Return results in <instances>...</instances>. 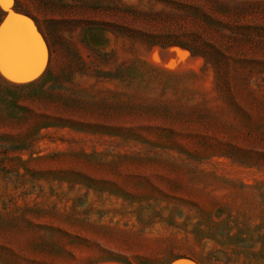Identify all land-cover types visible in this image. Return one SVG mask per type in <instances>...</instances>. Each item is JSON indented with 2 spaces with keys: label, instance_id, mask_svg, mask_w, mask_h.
<instances>
[{
  "label": "rangeland",
  "instance_id": "374dc122",
  "mask_svg": "<svg viewBox=\"0 0 264 264\" xmlns=\"http://www.w3.org/2000/svg\"><path fill=\"white\" fill-rule=\"evenodd\" d=\"M15 7L49 49L0 71V264H264V0Z\"/></svg>",
  "mask_w": 264,
  "mask_h": 264
},
{
  "label": "bare ground",
  "instance_id": "6f19581e",
  "mask_svg": "<svg viewBox=\"0 0 264 264\" xmlns=\"http://www.w3.org/2000/svg\"><path fill=\"white\" fill-rule=\"evenodd\" d=\"M10 17L15 18L13 20V24L17 28V25L19 23V18L21 16H19L17 14L10 13ZM9 18L6 21H8ZM26 21H27L26 26H27L28 30L30 31V35L32 37H34V35L32 34V32L29 28V25H28L29 22H28V20H26ZM5 22L2 23L1 26H3L5 24ZM19 43H20L19 36L16 33L8 32L7 34L4 35L3 48H2L3 53H2L1 59L5 63L6 69H2V67L0 66V71L4 75V77L9 79V80L26 81V80L32 79L33 77L37 76V74L40 72L41 68L43 69L42 65H43V61L45 63V60H43L44 58H43V53H42L41 63L39 65V67L36 69V71L33 72L29 68V64L32 61V58L21 57L17 54V49H18ZM42 52H43V46H42ZM22 75H24V76L22 77Z\"/></svg>",
  "mask_w": 264,
  "mask_h": 264
},
{
  "label": "water",
  "instance_id": "95a60500",
  "mask_svg": "<svg viewBox=\"0 0 264 264\" xmlns=\"http://www.w3.org/2000/svg\"><path fill=\"white\" fill-rule=\"evenodd\" d=\"M2 9V8H1ZM10 10H12L13 13L21 16L19 18V23L17 25V29H27V26H26V20L27 19H30L32 20L27 14L25 13H22V12H19V11H14L12 8H9ZM3 10V16L1 17L0 19V25L1 23L4 21V19L6 18L7 14H8V11L7 10ZM93 30H102V31H106L105 29H102V28H90L86 31V34L89 33L90 31H93ZM8 32L6 31L5 34H7ZM36 36L34 37V40L32 41V44L35 46V51H36V57L35 59L30 62L29 64V68L34 72L36 71V69L39 67L40 63H41V60H42V44L41 42L43 43L44 47H45V40L44 38L42 37L41 33L39 32V30L36 28ZM171 47H177L179 49H182V50H186L184 48H181L179 46H171ZM170 47V48H171ZM175 53L176 50H174ZM2 53L3 51H0V66L2 67V69H6L5 68V63L3 62V60L1 59V56H2ZM2 60V61H1ZM6 71V70H5ZM24 75H22L23 77ZM189 262L191 264H198L194 259H192L191 257L189 256H179V257H176L174 259H172L168 264H181L182 262Z\"/></svg>",
  "mask_w": 264,
  "mask_h": 264
},
{
  "label": "snow or ice",
  "instance_id": "6c2138e0",
  "mask_svg": "<svg viewBox=\"0 0 264 264\" xmlns=\"http://www.w3.org/2000/svg\"><path fill=\"white\" fill-rule=\"evenodd\" d=\"M11 0H0V6L10 4ZM15 18H9L3 26H0V51L3 48V40L5 32H14L19 36V46L17 49V54L21 57H30L33 60L36 57L35 46L32 44L34 37L30 35V31L27 29H17L13 24Z\"/></svg>",
  "mask_w": 264,
  "mask_h": 264
},
{
  "label": "trees",
  "instance_id": "16d2710c",
  "mask_svg": "<svg viewBox=\"0 0 264 264\" xmlns=\"http://www.w3.org/2000/svg\"><path fill=\"white\" fill-rule=\"evenodd\" d=\"M15 9H16L17 11H19V12H22V13H25V14L29 15V17L34 21V23H35L36 26L38 27V30H39V32L41 33L42 37L44 38V40H45V42H46V45H47V47H48V49H49V42H48V40H47V38H46V36H45V33H44V32L41 30V28L39 27V25H38V23H37L35 17H34L31 13L27 12L26 10L19 9V8H16V7H15ZM90 28H102V29H105V27H102V26H92V27H90ZM90 28H88V29H90ZM88 29H86V31H87ZM170 46H179V47H181V48L186 49L187 51L189 50L190 53H191V55H194V51H193V50H192L187 44H184V43H181V42H179V41H176V42H173ZM202 57H203L204 60L206 61V57H204V56H202ZM207 61H208V60H207ZM32 83H33V82H32ZM28 84H31V83H26V84H23V85H28ZM14 148L22 149V148H25V147H24V145H22V143H21V144L14 145ZM190 257H192V256H190ZM192 258L195 259L199 264H201V262H200L197 258H194V257H192Z\"/></svg>",
  "mask_w": 264,
  "mask_h": 264
}]
</instances>
